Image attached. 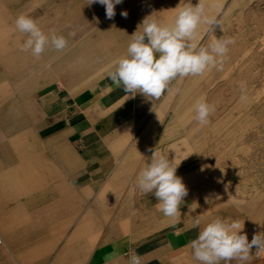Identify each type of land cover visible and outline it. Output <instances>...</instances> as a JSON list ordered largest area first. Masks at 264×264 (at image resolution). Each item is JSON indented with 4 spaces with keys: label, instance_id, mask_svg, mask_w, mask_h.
Here are the masks:
<instances>
[{
    "label": "crops",
    "instance_id": "crops-1",
    "mask_svg": "<svg viewBox=\"0 0 264 264\" xmlns=\"http://www.w3.org/2000/svg\"><path fill=\"white\" fill-rule=\"evenodd\" d=\"M151 1L138 24L153 12L162 22L174 20L176 13L164 18L158 12L162 0ZM208 1L201 3L207 7ZM251 1L222 0L208 15L218 18L225 10L219 19L223 30L212 32L211 26L201 25L195 40L207 46L228 30L235 43L224 69L234 65L241 81L256 71L260 51L249 25L253 30L254 20H264L257 12L248 22L243 20ZM165 2L173 7L180 0ZM136 30L128 24L118 31L113 50L85 37H70L63 51L48 48L39 59L30 52L16 57L44 65L25 81L40 88L38 120L43 122L0 141V264H129L133 252L142 258L141 264H199L188 245L205 226L193 227L194 218L201 221L204 216L195 208L199 187L213 182L190 181L188 173L179 171L211 169L216 162L195 160V150L179 141L174 116L179 112L177 94H187L195 80L208 78L214 69L201 77L178 79L158 100L139 93L128 98L108 73ZM32 99H23L28 113L35 111ZM15 125L4 131L13 134ZM154 152L174 160L176 175L188 184V195L174 219L165 217L155 197L136 185ZM247 237L251 242L253 236ZM251 251L247 264H264V254L257 258L255 247Z\"/></svg>",
    "mask_w": 264,
    "mask_h": 264
},
{
    "label": "rangeland",
    "instance_id": "rangeland-1",
    "mask_svg": "<svg viewBox=\"0 0 264 264\" xmlns=\"http://www.w3.org/2000/svg\"><path fill=\"white\" fill-rule=\"evenodd\" d=\"M151 3V0H123L115 7V17L108 19L104 6L98 3L89 6L87 0H0V135L3 134L0 141L5 139L4 136L10 140L25 134L43 122L38 120L42 114L38 101L40 88L25 81L28 76L42 71L44 65L34 59L27 63L16 58L18 54L27 53L20 50L27 36L15 30L17 16H30L46 34L55 29L66 39L85 37L113 50L117 32L128 24L137 28L143 9ZM122 11H127V18L120 15ZM253 12L264 17V0H252L243 12V20H251ZM254 22V29L249 25V30L254 37V46L258 41L260 48L256 71L241 81L234 65L226 71L214 69L208 78L195 80L187 94H177L179 112L174 116L180 132L190 140H196L200 157L212 165L216 162L227 166L229 180L238 182L232 194L234 200L213 181L206 185L207 189L205 185L200 186L199 193L203 194L197 195L195 208L211 221L220 217L244 222L243 230L252 232L242 234L250 236L264 234V20ZM219 36L227 38L229 31H223ZM242 85L247 89L246 104L240 101ZM28 98L33 100L35 112L28 113L25 109L23 99ZM201 98L215 106V112L203 126L195 120L193 110V105ZM13 124H16L12 126L15 131L7 134L4 127Z\"/></svg>",
    "mask_w": 264,
    "mask_h": 264
},
{
    "label": "clouds",
    "instance_id": "clouds-1",
    "mask_svg": "<svg viewBox=\"0 0 264 264\" xmlns=\"http://www.w3.org/2000/svg\"><path fill=\"white\" fill-rule=\"evenodd\" d=\"M100 4L105 7L106 17L113 19L115 7L123 0H87V5ZM176 15L172 22H162L155 18V12L146 16L130 35L131 40L126 52L114 61L108 76L117 87L123 88L128 98L138 93L151 100H158L170 85L188 77H201L215 69L223 71L230 46L235 43L231 37H214L207 46L195 43L201 25H208L210 31L223 30L221 21L214 15H208L205 6L198 0H180L175 8ZM120 15L127 18V11ZM15 30L25 34L27 39L20 45L23 52H31L39 58L46 49L63 51L68 41L58 35L55 29L46 34L38 22L30 16L21 14L15 19ZM240 101L248 102L247 89L241 86ZM195 120L201 125L209 122L215 112V106L201 98L193 105ZM177 165L168 156L154 155L150 163L136 177V185L144 194H152L156 207L165 217L176 218L188 190L182 178L176 175ZM200 218L196 217L193 227H200ZM244 222L228 221L217 217L207 223L196 239L189 243L193 257L199 264H247L254 256L264 254V234H254L249 242L243 233ZM141 257L134 252L129 257V264H141Z\"/></svg>",
    "mask_w": 264,
    "mask_h": 264
},
{
    "label": "bare ground",
    "instance_id": "bare-ground-1",
    "mask_svg": "<svg viewBox=\"0 0 264 264\" xmlns=\"http://www.w3.org/2000/svg\"><path fill=\"white\" fill-rule=\"evenodd\" d=\"M165 1H167V0L160 1V3L162 4V6H160V8L158 9V12L161 13V14H163L164 15V18H167L166 16L168 14H169L168 17H170L172 14L176 13L177 10L175 8L177 7V5L179 3H176V4L174 3L173 7H169L168 6V3H166ZM221 1L222 0H209L207 7L204 4L205 9H206V12L208 14L215 12L218 9V6L220 5ZM157 4H159V3H157ZM167 7H169V8L167 9ZM184 134H186V133H184ZM243 134L244 133H242V135ZM178 138H179V141H183L184 144H188V146H190L191 148H193V150H195V152H196V158H195V160H198L200 158V155L198 154L199 153L198 152L199 149L195 145L196 140H194V139L193 140H190L189 138H187L186 136L183 135V132L180 133V136ZM222 155H223V153H222ZM219 156H221V155H219ZM220 158H219V160H220ZM233 159H237V158H233ZM189 160H191V158ZM179 172L181 174L188 173L189 174L188 177H190V181H194V182H197L198 181L199 182L201 180V178L202 179L203 178L204 179L206 178V179H209V180L213 181L215 184H219L220 187L222 188L223 192L226 194V196H228V197H230V199L234 200V197L232 196V194H233L234 190H236V187H237L236 185H237L238 182L236 183V181H235V183H233V182H231L229 180V174L227 173L226 167L224 168V167L220 166V164H216L215 167H212L211 169H200V168L191 169L189 167H184V168L180 169ZM245 180H246V178H245ZM191 184H193V183H191ZM186 185H188V184H186ZM206 189H207V186H206ZM204 190H203V192H204ZM199 194L201 195L203 193H199ZM238 202L241 203L240 201H238ZM209 222H211V220L209 218H206V217H202L201 218V223L203 225H206ZM255 251H256V249H255Z\"/></svg>",
    "mask_w": 264,
    "mask_h": 264
}]
</instances>
